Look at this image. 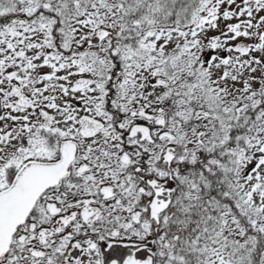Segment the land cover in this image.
I'll use <instances>...</instances> for the list:
<instances>
[{"label": "snow or ice", "instance_id": "obj_1", "mask_svg": "<svg viewBox=\"0 0 264 264\" xmlns=\"http://www.w3.org/2000/svg\"><path fill=\"white\" fill-rule=\"evenodd\" d=\"M0 264H264V0H0Z\"/></svg>", "mask_w": 264, "mask_h": 264}]
</instances>
